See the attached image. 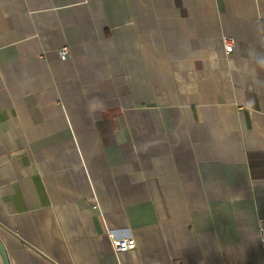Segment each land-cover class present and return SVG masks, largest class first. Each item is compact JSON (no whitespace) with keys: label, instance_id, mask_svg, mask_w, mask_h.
I'll use <instances>...</instances> for the list:
<instances>
[{"label":"crops","instance_id":"crops-1","mask_svg":"<svg viewBox=\"0 0 264 264\" xmlns=\"http://www.w3.org/2000/svg\"><path fill=\"white\" fill-rule=\"evenodd\" d=\"M262 231L264 0H0L10 264H264Z\"/></svg>","mask_w":264,"mask_h":264},{"label":"built area","instance_id":"built-area-1","mask_svg":"<svg viewBox=\"0 0 264 264\" xmlns=\"http://www.w3.org/2000/svg\"><path fill=\"white\" fill-rule=\"evenodd\" d=\"M228 42L229 43H225V51L227 53H232L236 46L235 42L233 40H230ZM61 54L63 56V59H66L69 55V49L64 48ZM110 237L113 239V245L117 251H127L130 249H135L137 246L136 240L134 238H127L113 233L110 234ZM262 241L264 244V231H262Z\"/></svg>","mask_w":264,"mask_h":264},{"label":"water","instance_id":"water-1","mask_svg":"<svg viewBox=\"0 0 264 264\" xmlns=\"http://www.w3.org/2000/svg\"><path fill=\"white\" fill-rule=\"evenodd\" d=\"M0 254L4 260L5 264H10L9 255L7 252V249L3 243V241L0 239Z\"/></svg>","mask_w":264,"mask_h":264},{"label":"bare ground","instance_id":"bare-ground-1","mask_svg":"<svg viewBox=\"0 0 264 264\" xmlns=\"http://www.w3.org/2000/svg\"><path fill=\"white\" fill-rule=\"evenodd\" d=\"M227 43H229V42H227Z\"/></svg>","mask_w":264,"mask_h":264}]
</instances>
